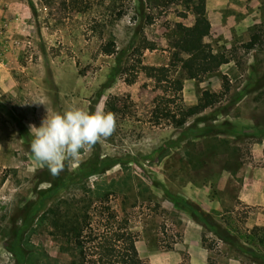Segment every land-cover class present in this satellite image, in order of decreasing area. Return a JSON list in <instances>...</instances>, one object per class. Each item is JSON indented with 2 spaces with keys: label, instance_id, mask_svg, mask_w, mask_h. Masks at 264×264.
<instances>
[{
  "label": "rangeland",
  "instance_id": "obj_1",
  "mask_svg": "<svg viewBox=\"0 0 264 264\" xmlns=\"http://www.w3.org/2000/svg\"><path fill=\"white\" fill-rule=\"evenodd\" d=\"M198 1L0 0V264H81L74 230L85 218L135 232V264H191L200 251L184 217L202 226L211 264H264V227L213 214L234 235L226 242L192 215L236 213L225 193L264 166V0L206 1L209 62L189 77L196 49L179 45L176 24H195ZM214 54L229 60L215 67ZM207 89L220 100L177 126ZM97 104L114 113V133L52 175L28 125L45 106Z\"/></svg>",
  "mask_w": 264,
  "mask_h": 264
},
{
  "label": "trees",
  "instance_id": "obj_2",
  "mask_svg": "<svg viewBox=\"0 0 264 264\" xmlns=\"http://www.w3.org/2000/svg\"><path fill=\"white\" fill-rule=\"evenodd\" d=\"M186 1L191 3L194 0ZM206 1L207 0H199L193 4V10L196 13V22L194 25H186L183 22H177L176 24L177 28L183 33L178 40L179 45L196 49L195 52L185 58L182 65L183 71L189 77H195L209 62L204 51L199 48L207 33L206 26L208 23V16ZM249 46H254L253 39H251ZM228 60L229 58L221 54L213 55L215 67L220 66L224 62H228ZM143 67L146 68V73L151 76L159 73L166 74L165 66L143 65ZM137 75H134V78L127 77V80L129 82H134ZM180 84L182 85L181 82ZM219 100V93L208 89L205 90L200 101L196 105L190 107L181 106L179 111L180 117L175 121L176 125L183 126L190 117L202 112ZM84 199H86V197ZM200 214L205 216V221L203 222L204 226L212 230L220 239L229 242L228 236H234L230 230L217 222L212 213H192L197 220H202ZM91 224L92 221L85 218L83 225L77 228L75 227L74 230V237L80 248V256L82 258L81 264H97V261H99L100 264H135L133 258V244L137 236L135 232L127 229V227H123V225L115 228L113 223L112 225L109 223H102L97 227ZM216 227L218 228L217 230ZM96 240L99 241L94 244H89ZM93 255H100V257L96 260L93 259Z\"/></svg>",
  "mask_w": 264,
  "mask_h": 264
},
{
  "label": "clouds",
  "instance_id": "obj_3",
  "mask_svg": "<svg viewBox=\"0 0 264 264\" xmlns=\"http://www.w3.org/2000/svg\"><path fill=\"white\" fill-rule=\"evenodd\" d=\"M45 108L41 125H28L30 149L35 160L47 166L52 175H58L66 164L71 168L80 160L81 150L87 151L107 139L116 128L114 113L105 111L103 104H97L91 112L74 105L63 111Z\"/></svg>",
  "mask_w": 264,
  "mask_h": 264
},
{
  "label": "crops",
  "instance_id": "obj_4",
  "mask_svg": "<svg viewBox=\"0 0 264 264\" xmlns=\"http://www.w3.org/2000/svg\"><path fill=\"white\" fill-rule=\"evenodd\" d=\"M210 1L209 5H210ZM222 1V0H221ZM225 2V0H224ZM240 191L236 195L233 192H227L224 195L225 206L229 210H235L236 213H212L217 216H223L226 214L232 215L235 218V222L240 227L246 229H254L264 227V166L260 168H252L241 175ZM217 212V209L213 210ZM220 212V210L218 211ZM184 224L188 225L186 229V235L190 230L194 231L195 239H186L190 242L195 241V246L199 249L200 253H192L191 264H211L209 249L205 247L203 241V228L200 223H190L189 219L184 217ZM233 261L231 264H241L240 259L231 258ZM122 264V263H118Z\"/></svg>",
  "mask_w": 264,
  "mask_h": 264
}]
</instances>
